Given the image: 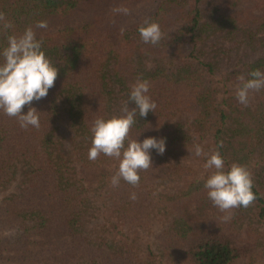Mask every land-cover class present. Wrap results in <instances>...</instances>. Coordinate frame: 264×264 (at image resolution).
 <instances>
[{
  "label": "trees",
  "instance_id": "16d2710c",
  "mask_svg": "<svg viewBox=\"0 0 264 264\" xmlns=\"http://www.w3.org/2000/svg\"><path fill=\"white\" fill-rule=\"evenodd\" d=\"M140 1L153 0H0V46L26 27L36 31L39 20L76 12L86 16L81 26L36 36L58 68L47 96L22 109L26 113L35 107L40 127L21 128L16 117L0 112V264H155L152 252L142 258L132 244L116 235L110 238L119 223L137 233L154 224L150 232L156 227L161 239L153 237L158 264H232L239 258L259 264L264 253V174L256 177L255 166L264 173V89L249 93L254 107L241 106L236 96L219 106L210 94L216 90V70L227 69L233 78L242 74L245 80L255 69L264 71V37L255 32H264V0H211V9L205 8L206 0H156L148 18L162 30L157 45L141 40V23L125 28L128 15L113 12L124 6L131 13ZM5 24L11 27L4 29ZM214 43L220 46L215 56L207 55L214 59L200 61L199 53ZM137 78L149 81L148 94L157 109L146 117L137 115L129 136L141 141L164 137L166 151L159 155L152 150V166L139 173L144 187L123 180L113 187L119 161L103 154L89 160L90 128L97 117L120 113ZM166 104L186 107L192 114L160 133L152 122ZM134 107L130 102L129 108ZM197 127L203 131L199 137L190 134ZM194 143L204 144L208 153L219 147L226 169L242 164L253 179L254 202L234 208L231 220L215 233L203 230L211 221L185 207L206 190L192 183L204 169H191L190 161L198 158L188 151ZM175 152L187 165L177 169L176 160L170 163ZM155 181L175 182V190L154 194ZM65 233L68 239L57 246H27L34 244L36 234L46 241ZM4 252L14 256L3 262Z\"/></svg>",
  "mask_w": 264,
  "mask_h": 264
},
{
  "label": "clouds",
  "instance_id": "9594fccd",
  "mask_svg": "<svg viewBox=\"0 0 264 264\" xmlns=\"http://www.w3.org/2000/svg\"><path fill=\"white\" fill-rule=\"evenodd\" d=\"M130 9L124 6L115 7L116 14L128 15ZM4 29L11 27L5 24ZM46 20H39L35 28L46 29ZM141 40L145 44L157 45L163 37L158 22L146 18L137 28ZM6 45L0 46V112L9 117H16L21 128L40 127L39 111L29 107L25 113V105L34 100L46 97L54 86L58 68L47 57L42 40L37 39L33 27L29 26L19 34L6 37ZM249 79L241 77L236 98L239 103L247 105L249 93L264 89V71L255 69L249 73ZM150 83L146 79L137 78L131 85L128 99L121 107L120 113L111 117H97L90 128L91 147L89 160H95L103 154L119 161L118 170L111 177V185L117 187L121 180L136 186L140 181V171L152 166V150L159 155L166 151V138L150 136L142 141L131 138L129 131L136 123L137 115L146 117L150 111H156L157 104L148 94ZM134 102L135 107L129 108ZM188 151L196 157H204V168L209 175L204 181L209 200L222 212L234 208H247L256 199L253 191V179L249 169L239 163L225 168V158L219 147L210 153L205 152L202 145L194 143ZM135 193L131 199H135ZM230 219V215L224 217Z\"/></svg>",
  "mask_w": 264,
  "mask_h": 264
},
{
  "label": "rangeland",
  "instance_id": "374dc122",
  "mask_svg": "<svg viewBox=\"0 0 264 264\" xmlns=\"http://www.w3.org/2000/svg\"><path fill=\"white\" fill-rule=\"evenodd\" d=\"M207 2L205 3V8L207 9H211L213 7V3L210 2L211 0H206ZM209 1V2H208ZM245 4V3H244ZM157 7V2L156 0L153 1H145V2H138V5H136L135 9L128 14V16L126 17V19L123 20L124 24L123 26L125 28L127 27H131L132 24H136V23H142L146 18H148L149 16H151L152 13H154L155 9ZM184 7H187V5H185ZM85 14L83 12H76L66 18L64 17H54V18H50L47 20V24L48 27L46 29H38L35 31L36 36H42L44 33H54L62 28H64L66 25H70V26H81L85 23ZM255 32H257L258 36L260 37H264V32L260 31L259 29H255ZM219 46V43H214L212 48L209 49L208 52H203V53H199V55L201 56L200 61L205 60V61H211L214 59H212V57H208V54H213V56H215L216 52L215 49ZM220 47V46H219ZM210 52V53H209ZM219 57H221L222 54H218ZM223 70V69H222ZM229 72L227 69H224L223 72L222 71H215V73L213 74V85L216 90L213 91L210 95L212 96L213 102L216 105L219 104H225V100L224 99H228L231 96L235 97L236 96V91L237 88L240 86L241 84V77H243V75H238L237 77L233 78L231 77V73H229V75H227ZM231 78V79H230ZM250 97V96H249ZM43 100V98L41 99ZM34 100L32 102L36 103V102H40ZM227 103H229V100H226ZM253 99L249 98V102L247 105H250L252 107H254V103H252ZM241 104V103H240ZM28 106V105H25ZM24 106V107H25ZM220 106V105H219ZM241 106H245L243 104H241ZM193 112V111H192ZM192 113L186 110V107L184 109H177L176 106L172 105V106H168V104H166L164 107H162L160 109V111L158 110L156 114H154V116H156V119L152 122V124L156 127L155 129H157V131H159L160 133H168L170 130V125L174 122V121H179L180 120H185V118L189 117ZM191 123V122H190ZM190 124L186 123V126L189 127ZM187 131V130H185ZM203 133L202 129L200 127L197 128H193L190 130V134H194L197 137H199V133ZM201 133V134H202ZM206 134V132L204 133ZM203 149L204 144H202ZM205 151V150H204ZM174 155L176 156V159H169L170 163L173 162L174 160H176V163H178L177 169H179V164L180 166L183 165H187V163L183 162L182 159L184 158H180L177 159V155L178 153L175 152ZM193 162V166L191 167V169L194 171V169H199V168H204V163H205V159L204 157H198L196 159H194L193 161H190V163ZM114 164V163H113ZM255 172L256 177L259 176H263V171L261 170V166L256 165L255 166ZM205 168L202 169L200 171V175H198V178L196 179V182H192L193 185L195 187H202L204 185V180H205V176L204 173H206ZM155 175H158L160 172L157 170H154L153 172ZM189 177L193 178L194 175L193 173H188ZM32 179L31 175L25 179H23L22 181L24 182V184H26L25 182H30V180ZM158 180V179H156ZM184 182H179V184H183ZM144 187V183H142L140 181V184L138 183L136 186L138 187ZM174 188L175 190V182H157L155 181L151 192H153L154 194H161L162 192H170L172 191ZM149 189V186H147V190ZM150 190V189H149ZM201 195V198H199L198 200L191 202V204L187 205L186 204V210L189 212V214H194L196 216H201L204 217L205 219H207L208 221V228L203 229L205 230L207 233H215L216 231H218V229L221 226H224L225 223L229 220H231L233 213H234V209H230L228 210V212H222L221 210H219L217 207H215L213 205V203L211 202V200H209L208 196H207V189L206 190H201V192L199 193ZM230 215V219L225 220L224 217ZM156 222V221H155ZM157 224V223H156ZM154 227V224L152 223L151 225H148L144 228H140V229H136L139 231V233H137V231L131 229V230H126L124 229V226H122L121 223L118 224V227H114V231L110 232L109 236L110 238H112V235H116L117 240L123 239L125 240L127 243L132 244L134 246V254L135 255H140V256H144L142 258H146L147 254H149L150 252H152L151 256L153 258V260H155V264H158V261L160 260L159 258V250L156 248L155 246V241L153 239V237L155 239H160V236H158V231L155 230L157 229L155 227L153 234L152 232H150L151 228ZM113 230V227H110ZM143 230V231H142ZM200 231V232H203ZM137 233V234H136ZM67 234V233H65ZM127 235H129L130 237H128ZM44 236L41 234H36L35 237H33V239H35L34 244H27V246H29L30 248L33 249V247L39 245V246H44V248H51L54 246H57L59 244V242H64L66 239H68V234L64 235V236H60V239H56L51 237L50 240H46L44 241ZM44 242V243H43ZM262 250V249H261ZM9 254V255H8ZM17 254V253H16ZM4 255L6 256V258H4ZM7 256H14L13 252H4L2 254V261L3 262H8V257ZM14 262V260H13ZM10 262V264H15V262ZM164 262H166L164 260ZM246 260L245 258H239L238 260H236L235 262H233L232 264H245ZM259 264H264V253L262 255L261 260L259 261Z\"/></svg>",
  "mask_w": 264,
  "mask_h": 264
}]
</instances>
